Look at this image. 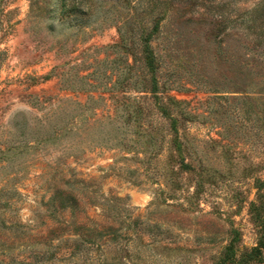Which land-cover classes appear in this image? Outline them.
I'll return each instance as SVG.
<instances>
[{"label": "rangeland", "instance_id": "374dc122", "mask_svg": "<svg viewBox=\"0 0 264 264\" xmlns=\"http://www.w3.org/2000/svg\"><path fill=\"white\" fill-rule=\"evenodd\" d=\"M258 2L0 0V264H264Z\"/></svg>", "mask_w": 264, "mask_h": 264}, {"label": "crops", "instance_id": "0c3cea01", "mask_svg": "<svg viewBox=\"0 0 264 264\" xmlns=\"http://www.w3.org/2000/svg\"><path fill=\"white\" fill-rule=\"evenodd\" d=\"M10 25L9 42L13 43L16 47L26 44L29 36V20L25 8H22L17 17L10 22ZM32 46H34V42H32ZM43 53L44 56L41 60V65L54 63L56 57L55 49L46 48ZM53 78V75L43 76L41 78L44 92L52 90Z\"/></svg>", "mask_w": 264, "mask_h": 264}, {"label": "trees", "instance_id": "16d2710c", "mask_svg": "<svg viewBox=\"0 0 264 264\" xmlns=\"http://www.w3.org/2000/svg\"><path fill=\"white\" fill-rule=\"evenodd\" d=\"M255 8H256V10H254L253 12H255V13L259 12V17L261 15H263V13H264V0H260V2H258V4H256ZM259 17L255 16V14H254L251 18L252 23L254 24L259 19Z\"/></svg>", "mask_w": 264, "mask_h": 264}]
</instances>
